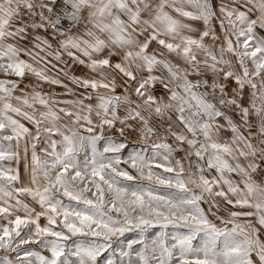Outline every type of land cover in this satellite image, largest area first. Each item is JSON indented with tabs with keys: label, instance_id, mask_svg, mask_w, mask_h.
<instances>
[{
	"label": "snow or ice",
	"instance_id": "snow-or-ice-1",
	"mask_svg": "<svg viewBox=\"0 0 264 264\" xmlns=\"http://www.w3.org/2000/svg\"><path fill=\"white\" fill-rule=\"evenodd\" d=\"M4 160L0 264H264V0H0Z\"/></svg>",
	"mask_w": 264,
	"mask_h": 264
},
{
	"label": "rangeland",
	"instance_id": "rangeland-1",
	"mask_svg": "<svg viewBox=\"0 0 264 264\" xmlns=\"http://www.w3.org/2000/svg\"><path fill=\"white\" fill-rule=\"evenodd\" d=\"M67 71L69 72V77L71 75H76V76H85V75H88L89 74V69L85 66H82V65H71L68 67ZM66 82L70 83V79H66ZM74 87V86H73ZM44 90L45 91H54L57 96L61 97V98H64V99H67V98H71L70 97V94L68 93H65L64 89L63 88H59V87H56V86H52L51 88L48 86V85H44ZM81 91H83L81 89ZM119 92V89L117 90ZM118 135V134H116ZM54 139H59V137H54ZM14 143V142H13ZM129 144L130 146L125 149L122 153V155L126 158L127 154L129 152H132V151H140V147L138 146V143L136 142V138L135 137H131L129 139ZM103 145V142H101V145H99V147H102ZM45 145H42V144H38L37 145V154L38 155H43L41 149L42 147H44ZM151 151L149 150L146 155H151ZM80 156L83 157L84 156V153H80ZM31 163V157H30V154H29V164ZM0 165H3L5 168L7 167H19L20 169V172L22 175H24V163L23 161L20 162L19 165H17L16 161H8V160H4V161H0ZM124 167H127L126 165H122ZM23 199L25 200L26 203H29L33 206L34 205V202L31 200V197H23ZM21 215H23V212L20 213ZM0 223H6V221H0ZM41 223H46V220L45 218H41ZM160 231L159 229V226L153 228L150 232V236H154L156 233H158ZM167 231L169 233L171 232H174V231H184V229H178V228H173L172 226H169V228L167 229ZM126 237L127 238H133L134 237V234L133 233H127L126 234ZM194 244H198L199 243V239L193 241ZM25 247H28L30 248V250L32 251H40L42 252L43 254H48L45 250L41 249L38 245H35V244H32V245H26ZM3 255V252H0V256ZM32 261H33V264H37L36 260H35V257H32L31 258Z\"/></svg>",
	"mask_w": 264,
	"mask_h": 264
}]
</instances>
